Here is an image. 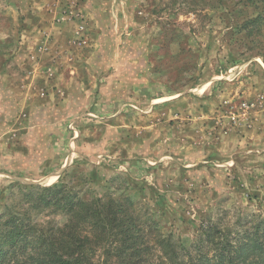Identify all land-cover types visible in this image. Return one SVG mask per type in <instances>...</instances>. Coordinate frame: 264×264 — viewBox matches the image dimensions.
<instances>
[{
  "label": "rangeland",
  "instance_id": "rangeland-1",
  "mask_svg": "<svg viewBox=\"0 0 264 264\" xmlns=\"http://www.w3.org/2000/svg\"><path fill=\"white\" fill-rule=\"evenodd\" d=\"M28 1L0 0V217L55 184L129 197L185 246L208 222L264 244V0H60L43 27ZM243 102L260 104L231 123ZM195 115L221 135L260 125L261 149L207 157Z\"/></svg>",
  "mask_w": 264,
  "mask_h": 264
},
{
  "label": "trees",
  "instance_id": "trees-1",
  "mask_svg": "<svg viewBox=\"0 0 264 264\" xmlns=\"http://www.w3.org/2000/svg\"><path fill=\"white\" fill-rule=\"evenodd\" d=\"M21 196L0 217V264H264L257 230L233 239L229 228L208 222L185 246L129 197H82L55 184L30 187ZM45 207L61 213L63 223L31 218Z\"/></svg>",
  "mask_w": 264,
  "mask_h": 264
},
{
  "label": "crops",
  "instance_id": "crops-1",
  "mask_svg": "<svg viewBox=\"0 0 264 264\" xmlns=\"http://www.w3.org/2000/svg\"><path fill=\"white\" fill-rule=\"evenodd\" d=\"M28 3L29 5H27L26 9H28V11L38 14L39 17H41L39 18V20H36V22L40 21L42 27L44 26V22H47V21H49V23L51 21L53 22L52 18L58 17L59 12L62 9L61 5H59L60 0H31V1H28ZM80 7H82L84 10L83 3H80V5H78V8ZM72 9L73 8H71V10ZM60 22L63 23L62 21H58L57 23H60ZM64 26L69 27L71 26V24H68V23L59 24V25H55L54 28H62ZM40 72H41L40 70L37 71V68H34L32 71H30L28 73L29 75L26 76L28 78V82L26 83V85H24V87H21V89H16L18 90V93H20L21 95H25V93L23 92V89L27 90L25 91L27 94L30 88H32L31 91H34V95L38 96L37 94H39L41 84L39 83V87L36 84V82L32 84L33 82L32 79L36 77V75L40 76ZM7 103L10 104V102L2 103V99H0V108L3 109L2 111L6 109ZM192 111L195 114L196 109H193ZM191 121L193 122V126L197 133L196 135L200 139H203L205 136L210 138L208 142L204 143V144L209 143L211 145L208 151H207V147L205 149L207 151V157L216 153L217 146L219 147L218 150H220V148L228 147V150L230 152L246 154V156L248 155V157L250 156L249 153L253 152L254 150H257L258 148L261 149L260 145H256V143L258 142V139H257L258 130L257 129L260 128V125H257L254 128H251L249 130L241 129L240 132H237V131L230 132L229 131L226 135H221L219 133L220 132L219 129L214 128L215 120L206 119L202 115V116L194 117L193 120ZM206 132H208V134ZM259 134H264V132L259 131ZM215 135L219 136V138L216 139ZM202 152H204V149H202ZM222 158H226V156L223 155Z\"/></svg>",
  "mask_w": 264,
  "mask_h": 264
},
{
  "label": "built area",
  "instance_id": "built-area-1",
  "mask_svg": "<svg viewBox=\"0 0 264 264\" xmlns=\"http://www.w3.org/2000/svg\"><path fill=\"white\" fill-rule=\"evenodd\" d=\"M254 104L256 105V104H260V103L243 102L239 106L240 110H242L241 113L236 114V110L232 111V112H229V114H230L229 117L231 119V123L237 124L240 120H243V119L247 118L246 114H247V112L251 111V109L254 107ZM240 117H242L243 119L240 118Z\"/></svg>",
  "mask_w": 264,
  "mask_h": 264
}]
</instances>
